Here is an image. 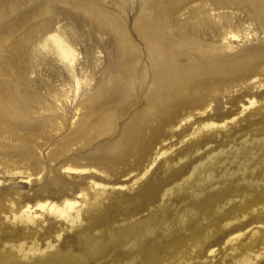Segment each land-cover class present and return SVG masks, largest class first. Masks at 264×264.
<instances>
[{"label":"rangeland","instance_id":"rangeland-1","mask_svg":"<svg viewBox=\"0 0 264 264\" xmlns=\"http://www.w3.org/2000/svg\"><path fill=\"white\" fill-rule=\"evenodd\" d=\"M58 43L74 54V62L61 53ZM162 57L169 60L161 70L169 75L166 86L193 85V96L206 106L205 112L174 117L148 145L141 164L123 166L125 171H114L117 174L83 163L81 167L91 172L75 174L62 165L70 158L86 162L120 133L87 148L76 138L63 156L51 160L73 129L98 108L102 96L136 80L142 69L152 71L154 60ZM129 66L138 73L124 70ZM147 85L138 82L132 90L127 102L140 103L119 121L120 130L145 108ZM251 101L256 103L251 106ZM263 117L264 0H0V250L5 244L7 249L19 244L11 239L19 232L29 235L27 248L34 243L45 248L48 231H61L60 241L47 250L49 259L80 264L76 240L102 239L108 226L99 219L100 208L114 196L133 190L146 194L145 185L156 176L160 202L165 187L182 183L186 168L216 155L215 182L199 190L206 206L200 207L192 194L176 191L166 220L174 226V236L180 231L173 220L185 205L196 206L195 225L204 215L207 221L216 220L208 230L218 233L205 255L213 264H226L230 258L223 259L222 251L233 239L250 241L251 232L264 231V199H258L264 197V129L259 124ZM209 119L217 125L200 131ZM17 136L47 137L49 142L30 146L25 139L18 146L13 142ZM225 150L238 153L229 156ZM221 191L230 194L215 198ZM68 200L77 201L74 211L80 218L74 226L48 206ZM42 203L46 208L36 207ZM145 203L139 215L157 204ZM28 205L34 206V224L29 229L12 227L11 215ZM162 236L158 230L147 246L154 241L165 244ZM119 252H106L98 261L89 255L84 264L124 263L128 257ZM252 253L254 264H264L263 248L256 246Z\"/></svg>","mask_w":264,"mask_h":264},{"label":"bare ground","instance_id":"bare-ground-1","mask_svg":"<svg viewBox=\"0 0 264 264\" xmlns=\"http://www.w3.org/2000/svg\"><path fill=\"white\" fill-rule=\"evenodd\" d=\"M50 38L57 41L54 35H50ZM59 47L61 53L71 62H74V54L60 44ZM154 61L155 63L152 64L153 73H150L152 71L149 68L142 69L143 74L141 73L136 80L133 82L129 81V83H125V85L116 89H111L107 96H102L99 99L98 108L73 129L72 136L63 141V145L50 157L51 160L57 161L58 157L63 156L70 142L76 138L82 142V146L87 148L98 139L114 137L120 133L115 141L99 148L96 153L98 155H89L86 158V162H81L79 159L71 160L70 158L68 159L70 161L66 164H61L68 172H78L75 174L91 172L89 169L81 167V163L87 166L107 167L110 171L112 170L113 174H117L114 171H118V173L125 171L123 166L128 165L130 168L139 166L142 160L141 155L148 149V145L156 142V138L159 139L161 136L159 133L165 126H169L174 121V117L182 114H188L190 117L195 110L205 112L206 106L193 96V85L183 84L181 87L166 86L164 81L169 75H163L161 70L164 69L169 60L162 57ZM124 70L132 72V75L138 73L133 66L126 67ZM145 70L149 71L150 77L145 76ZM180 77L181 79L184 78ZM118 82L124 84L125 80H118ZM138 82L141 87L148 84L145 108L135 113L124 128L120 130L119 121L129 113L133 106L140 103V99H135L131 103L127 102L132 98V90ZM255 103V101H251L250 105L252 106ZM114 104L118 105L114 107L112 106ZM122 104L123 107H121ZM104 106L106 107L104 108ZM99 107L103 109H99ZM259 124L264 129V117L260 119ZM216 125L214 120L209 119L204 122L200 131L211 129ZM25 139H27L30 146L33 144L34 146L42 147L49 142L47 137L27 136L26 138H21L17 136L13 140L14 145H22ZM15 140L18 144L15 143ZM15 151L17 152V148ZM224 153L234 156L238 151L225 150L223 151ZM215 160L216 155H212L204 162L196 163L186 168L189 172L187 175L184 174V177L182 175V183L173 187H165L160 202H156L157 185L160 181L156 176H152L145 185L146 194L133 190L129 194L114 196L100 208L99 219L102 221V225L108 226L102 239L91 241L88 237L82 236L76 240L77 247L75 249L79 250V255L81 256L80 264H84L89 255H92L93 261H98L104 257L106 252L112 253L115 250L124 252V255L128 257L127 261L121 264H213L214 260L207 258L205 252L214 234L218 233L213 232V229L208 230L210 224H213V226L217 224L216 220L207 221L208 217L204 215L198 225H195V221L199 218L197 217L196 206L185 205L173 220V224L180 231V235L174 236L172 234L173 230H171V227L173 229L174 226L169 227L166 213L172 200L171 197L175 195L176 191L190 193L194 198H197L200 207L206 206V198H200L199 190L203 186L212 185L215 182L213 175ZM37 163L38 161L36 160L34 164ZM221 192L222 195L217 194L215 198L221 199L224 194H230L229 191ZM231 194L233 193L231 192ZM145 195L149 196V198ZM260 198L264 199L262 196L258 199ZM145 201L150 204H157L153 211L139 215L142 208L146 206ZM76 204L77 201L68 200L62 206L57 204H49L48 206L50 211L56 213L61 221L63 220L74 226L80 218V215H76L74 211ZM122 205H125V207H122ZM46 206L47 204L42 203L36 207L44 209ZM217 207V202H215V212H217ZM235 207L240 209V207ZM33 208L34 206L28 205L20 212L13 213L11 219L15 222L12 223L13 226H10L20 227L25 225V229H29L30 225L35 222ZM112 223H118V225H112ZM161 229L163 232L162 239L165 240V244L159 245L157 241H154L152 245L147 246V241L154 239L158 230ZM53 234H56L55 237L52 236ZM61 236V231L53 232V230H49L45 248H42L40 243H34L27 248L26 239H29V235L21 232L14 234L11 239L21 242L19 244H11V250L7 249V244H5L3 249L0 250V264H62L57 262L55 257L49 259L50 254L47 252V250L55 247L53 241H60ZM248 237L250 241L233 239L222 251L223 259L227 260L230 258L226 264H254L252 249L260 246L264 250V231H253ZM240 252H242V256L237 258L236 256ZM54 253H58V251Z\"/></svg>","mask_w":264,"mask_h":264}]
</instances>
